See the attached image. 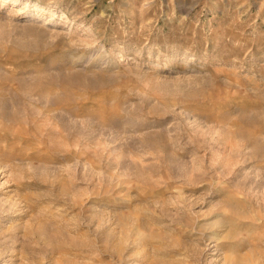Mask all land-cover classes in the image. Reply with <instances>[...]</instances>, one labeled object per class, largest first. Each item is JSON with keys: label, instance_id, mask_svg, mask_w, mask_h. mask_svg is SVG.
I'll return each instance as SVG.
<instances>
[{"label": "rangeland", "instance_id": "obj_1", "mask_svg": "<svg viewBox=\"0 0 264 264\" xmlns=\"http://www.w3.org/2000/svg\"><path fill=\"white\" fill-rule=\"evenodd\" d=\"M0 105V264H264V0H0Z\"/></svg>", "mask_w": 264, "mask_h": 264}, {"label": "bare ground", "instance_id": "obj_2", "mask_svg": "<svg viewBox=\"0 0 264 264\" xmlns=\"http://www.w3.org/2000/svg\"><path fill=\"white\" fill-rule=\"evenodd\" d=\"M50 86V87H49ZM11 88V87H10ZM40 91H39V93L41 94V95H43V97H47V95L49 94V93H51L52 92V90L54 91V88L52 87V85H46V86H42L40 89H39ZM7 91H8V89H7ZM56 93V92H55ZM32 95V94H31ZM18 96V95H17ZM53 97V96H52ZM51 101H52V99H50ZM14 101H16V100H14ZM45 102H46V100H45ZM12 103V102H11ZM24 103V102H23ZM18 104H19V102H18ZM51 104H53V103H51ZM78 104V103H77ZM22 105V104H21ZM23 106V105H22ZM45 106H46V104H45ZM62 106H64L67 110H68V113H69V116H66L67 118H64V117H62V118H64L66 121L63 123V124H59L58 125V128L56 129V128H53V126L55 125H53V126H46L47 128H48V130H50V131H53L54 129V131H56V133L62 138V140H63V144H67V146H68V143L70 142L71 144H72V137L74 136V132L75 131H73V123H74V120L72 119H70L69 117H71L72 115H73V113H74V111H73V109H74V107H73V105H72V101H71V99H69V92L66 90V89H64V95L62 96V99L60 100V101H56V102H54V105L53 106H51V105H49L48 107H49V110H52L53 109V111H54V109L56 108V107H62ZM82 106L83 107H85L86 106V103L85 102H82ZM104 107H102L103 109H105V105H103ZM0 107H1V105H0ZM37 107V106H36ZM11 108V107H10ZM14 108V107H13ZM25 108V107H24ZM39 108V107H38ZM29 109H31V108H29ZM61 109V108H60ZM92 109V108H91ZM2 110V109H1ZM27 110V109H26ZM56 110V109H55ZM63 110V109H62ZM76 110V109H75ZM21 112V111H20ZM22 112H24L23 111V108H22ZM52 112V111H51ZM63 112H65V111H63ZM45 113V112H44ZM21 114V113H20ZM58 114H60V113H58ZM10 115L12 116V117H14L15 115H14V113H10ZM55 115V114H54ZM62 115V114H61ZM71 115V116H70ZM19 117V116H18ZM56 117H58V116H56ZM75 117V116H74ZM36 117H35V115H33L32 116V118H31V120H34ZM39 118V117H38ZM60 119V118H59ZM58 119V120H59ZM41 120H43V119H41ZM50 120H52V119H50ZM45 121V120H44ZM53 121H55V120H53ZM72 121H73V123H72ZM23 123H24V120L21 118V119H19V120H16V121H14V123H12V126L11 127H8V126H5V128H4V130L6 131L5 132V134H10V131L11 132H13V134L14 135H16V134H18V135H20V136H23L24 137V141H26V142H30V141H33V142H36L37 144H39V145H43V146H49L50 145V147H52L55 151H57V153H59L60 155L59 156H57V155H52V154H50V157H52V158H54V159H70V158H72L74 155H76V153L74 152V151H70L69 149H67L68 147H66V150H61V148H62V146L60 145V143H58L57 145H56V143H51V140L45 135V134H43V133H41L42 131H40V127H41V125H40V123H35V124H28L27 123V125L28 126H25V125H23ZM42 124V123H41ZM48 125H51V124H48ZM57 125V124H56ZM55 127V126H54ZM86 130V129H85ZM47 131V130H46ZM76 132H77V130H76ZM82 133V132H81ZM26 134V136H24ZM87 134H90V133H87ZM79 135V134H78ZM83 135H86L85 133L83 134ZM91 135V134H90ZM75 136H77V135H75ZM59 137V138H60ZM80 137H83V136H80ZM74 138V137H73ZM77 139V138H76ZM86 139H87V137H86ZM91 139V138H90ZM89 139V140H90ZM87 141H88V139H87ZM61 142V141H60ZM31 143V142H30ZM76 142L74 141V144H75ZM79 143V142H78ZM56 146H58V147H56ZM73 144V145H74ZM66 146V145H65ZM70 146H72V145H69V147ZM75 146H76V144H75ZM63 147H64V145H63ZM63 149H65V148H63ZM63 167V166H62Z\"/></svg>", "mask_w": 264, "mask_h": 264}]
</instances>
